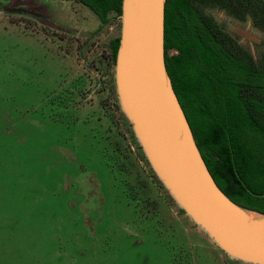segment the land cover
I'll list each match as a JSON object with an SVG mask.
<instances>
[{"label": "rangeland", "instance_id": "obj_1", "mask_svg": "<svg viewBox=\"0 0 264 264\" xmlns=\"http://www.w3.org/2000/svg\"><path fill=\"white\" fill-rule=\"evenodd\" d=\"M22 6L48 19L6 11ZM205 11L221 25L248 24L221 9ZM120 28L115 14L103 24L76 0H0V264H192L165 228L163 211L143 203L132 161L116 148L121 137L150 173L118 109L109 43ZM65 39L81 68L92 50L89 62L103 85L90 102L99 109L78 106L79 82H68L57 50ZM197 250L195 260L207 259ZM218 258L244 264L221 252Z\"/></svg>", "mask_w": 264, "mask_h": 264}, {"label": "trees", "instance_id": "obj_2", "mask_svg": "<svg viewBox=\"0 0 264 264\" xmlns=\"http://www.w3.org/2000/svg\"><path fill=\"white\" fill-rule=\"evenodd\" d=\"M76 1L95 12L103 24L111 22V14L119 17L122 13L123 0ZM210 8L250 22L264 34V0H167V68L218 185L235 202L264 212V38L250 50L244 49L234 34L206 13ZM119 44V35L109 43L112 67ZM123 118L132 142L138 145V159L149 167L147 175L135 161L137 153L133 156L132 149L126 150L118 137V154L132 161L131 172L136 176L135 185L143 190V203L149 210H154L152 204L158 209L155 197L163 190L170 204L177 206L152 170L131 124L125 115ZM122 166L127 167L125 163ZM143 179L146 184H142Z\"/></svg>", "mask_w": 264, "mask_h": 264}, {"label": "water", "instance_id": "obj_3", "mask_svg": "<svg viewBox=\"0 0 264 264\" xmlns=\"http://www.w3.org/2000/svg\"><path fill=\"white\" fill-rule=\"evenodd\" d=\"M167 0H123L114 83L121 111L152 170L186 218L225 256L264 264V212L230 198L212 175L166 64ZM32 15L25 7L6 10ZM223 29L252 47L262 38L225 21Z\"/></svg>", "mask_w": 264, "mask_h": 264}, {"label": "crops", "instance_id": "obj_4", "mask_svg": "<svg viewBox=\"0 0 264 264\" xmlns=\"http://www.w3.org/2000/svg\"><path fill=\"white\" fill-rule=\"evenodd\" d=\"M65 42H59L57 50H59V55L62 56V68L63 71L68 73V82L73 83L74 81H78L79 85L75 88L79 97H77L78 106L91 108L94 107L90 101H94L97 94V89H99L102 80L98 77L97 71L94 68V65L89 62V53L92 50H87L84 52L85 59V67L81 68L78 66L76 61L77 55L76 51H73V47L69 40L65 39ZM85 47H88V44H85ZM72 48V49H71ZM76 55V56H75ZM81 61H79L80 63ZM99 73V72H98ZM93 109H99L98 107H94ZM151 180V178H150ZM155 198L160 203L158 209L152 210L153 212H162V217L165 222V228L168 229L172 237H175L176 241L182 242L180 248H187L188 252L191 254L192 264H230L227 259L224 260L222 258H218L220 255V251L215 248L203 234H201L198 230L189 231L188 229V219L186 216L184 218L178 209L177 212L173 211V205L170 204L168 199L163 194H158ZM190 222V221H189ZM191 223V222H190ZM200 247V249L197 247ZM207 248V251L201 250ZM197 250L199 254L198 257L205 255L207 259L195 260V256L193 255L194 251ZM222 253V252H221ZM195 254V253H194ZM197 257V258H198Z\"/></svg>", "mask_w": 264, "mask_h": 264}, {"label": "flooded vegetation", "instance_id": "obj_5", "mask_svg": "<svg viewBox=\"0 0 264 264\" xmlns=\"http://www.w3.org/2000/svg\"><path fill=\"white\" fill-rule=\"evenodd\" d=\"M22 7H25V8H27V9L32 10V11L34 12V14L37 15L38 17L32 16V15H25V16H28V17H30V18H32V19H34V20H44V19H48V17H46V15H43V14L39 13L36 9H33V8L30 7V6H22ZM227 20H229V21H233V20H230V19H227ZM227 20H224V22L227 21ZM224 22H223V23H224ZM234 22H235V21H234ZM248 23H250V22H248ZM237 24H238V23H237Z\"/></svg>", "mask_w": 264, "mask_h": 264}]
</instances>
